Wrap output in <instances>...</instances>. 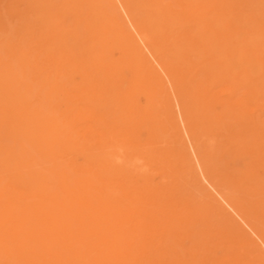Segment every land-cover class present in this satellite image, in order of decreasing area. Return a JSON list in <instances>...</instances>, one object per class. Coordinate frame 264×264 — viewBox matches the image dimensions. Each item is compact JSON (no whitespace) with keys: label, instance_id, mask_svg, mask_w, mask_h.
Returning a JSON list of instances; mask_svg holds the SVG:
<instances>
[{"label":"rangeland","instance_id":"1","mask_svg":"<svg viewBox=\"0 0 264 264\" xmlns=\"http://www.w3.org/2000/svg\"><path fill=\"white\" fill-rule=\"evenodd\" d=\"M108 1L0 0V264H264V0ZM112 60L139 97L94 92Z\"/></svg>","mask_w":264,"mask_h":264},{"label":"bare ground","instance_id":"2","mask_svg":"<svg viewBox=\"0 0 264 264\" xmlns=\"http://www.w3.org/2000/svg\"><path fill=\"white\" fill-rule=\"evenodd\" d=\"M84 1H85V0H84ZM107 1H108V0H107ZM109 1H111V0H109ZM109 1H108V2H109ZM117 1H118V0H117ZM122 1H123V0H122ZM124 1H125V0H124ZM128 1H131V0H128ZM138 1H139V0H138ZM143 1H144V0H143ZM182 1H183V0H182ZM201 1H202V0H201ZM211 1H212V0H211ZM213 1H214V0H213ZM213 1H212V2H213ZM221 1H222V0H221ZM221 1H220V2H221ZM63 2H64V4H65V1H63ZM63 2H62V3H63ZM68 2H70V1H68ZM82 2H83V1H82ZM82 2H81V3H82ZM103 2H104V1H103ZM125 2H126V1H125ZM135 2H136V1H135ZM152 2H153V1H152ZM177 2H178V1H177ZM184 2H185V1H184ZM184 2H182V3H184ZM212 2H211V3H212ZM218 2H219V0H218ZM105 3H107V2H105ZM110 3H111V2H110ZM113 3H114V2H113ZM119 3H120V2H119ZM123 3H124V2H123ZM137 3H138V2H137ZM140 3H141V2H140ZM173 3H174V2H173ZM179 3H180V2H179ZM191 3H192V2H191ZM191 3H190V6H191ZM211 3H210V4H211ZM222 3H223V2H222ZM53 4H54V2H53ZM67 4H69V3H67ZM72 4H73V3H72ZM83 4H84V3H83ZM98 4H99V3H98ZM134 4H136V3H134ZM150 4H151V3H150ZM160 4L162 5L161 2H160ZM174 4H175V3H174ZM200 4H201V3H200ZM202 4H203V3H202ZM202 4H201V5H202ZM215 4H216V3H215ZM48 5H49V4H48ZM55 5H56V4H55ZM110 5H111V4H110ZM127 5H129V4L127 3ZM139 5H140V4H139ZM139 5L136 4V7H138ZM176 5H177V4H176ZM184 5H185V4H184ZM186 5H187V4H186ZM188 5H189V4H188ZM188 5H187V6H188ZM198 5H199V4H198ZM204 5H205V4H204ZM211 5H212V4H211ZM211 5H210V6H211ZM216 5H218V4H216ZM42 6H43V5H42ZM46 6H47V5H46ZM50 6H51V5H50ZM52 6H53V5H52ZM57 6H58V5H57ZM66 6H67V5H66ZM82 6H83V5H82ZM96 6H97V4H96ZM96 6H94V7H96ZM98 6H99V5H98ZM114 6H115V4H114ZM119 6H121V5H119ZM124 6H125V5H124ZM132 6H133V4H132ZM148 6H150V5H148ZM152 6H153V5H152ZM158 6H159V5H158ZM158 6H157V7H158ZM181 6H182V5H181ZM196 6H197V5H196ZM202 6H203V5H202ZM202 6H201V7H202ZM212 6H213V5H212ZM218 6H219V5H218ZM43 7H45V6H43ZM54 7H55V6H54ZM64 7H65V6H64ZM92 7H93V6H92ZM105 7H106V8L108 7V3H107V6L105 5ZM105 7H103V8L105 9ZM150 7H151V6H150ZM162 7H163V6H162ZM168 7H170V5H169ZM179 7H180V5H179ZM188 7H189V6H188ZM191 7H192V6H191ZM194 7H195V6H194ZM197 7H198V6H197ZM214 7H215V6H214ZM214 7H213V8H214ZM47 8H48V7H47ZM47 8H46V9H47ZM67 8H68V6H67ZM100 8H102V7L100 6ZM103 8H102V9H103ZM112 8H113V6H112ZM112 8H108V9H110V10L112 11ZM120 8H121V7H120ZM126 8H127V7H125V9H126ZM129 8L132 9L131 7H129ZM129 8H127V10H128ZM151 8H152V7H151ZM163 8H164V7H163ZM174 8H175V7H174ZM208 8H209V7H208ZM216 8H217V7H216ZM216 8H215V9H216ZM233 8H234V7H233ZM48 9H49V8H48ZM52 9H53V8H52ZM63 9H64V8H63ZM70 9H71V8H70ZM84 9L86 10L87 8L85 7ZM90 9H92V8H90ZM95 9H96V8H95ZM165 9H166V8H165ZM170 9H171V8H170ZM178 9H179V8H178ZM183 9H184V8H183ZM215 9H214L213 11H215ZM42 10H43V8H42ZM49 10H51V8H50ZM65 10H66V9H64V11H65ZM68 10H69V8H68ZM114 10H116V9H114ZM123 10H124V9H123ZM133 10H134V8H133ZM141 10H142V9H140L139 11H141ZM153 10H154V9H153ZM173 10H174V9H173ZM184 10H186V9H184ZM189 10H191L190 7H189ZM192 10H193V9H192ZM46 11H47V10H46ZM52 11H53V10H52ZM81 11L84 12V10H82V8H81ZM111 11H110V12H111ZM147 11H148V10H147ZM163 11H164V10H163ZM166 11H167V10H165V12H166ZM203 11H204V10H203ZM203 11H202V12H203ZM41 12H42V11H41ZM44 12H45V11H44ZM49 12H50V11H49ZM114 12H115V11H114ZM142 12H143V11H142ZM144 12H145V11H144ZM161 12H162V11H161ZM161 12H160V13H161ZM186 12H187V10H186ZM89 13H90V12H89ZM128 13H129V12H128ZM133 13H134V12H133ZM133 13H131V15H132ZM146 13H147V12H146ZM151 13H152V12H151ZM151 13H150V14H151ZM166 13H167V12H166ZM170 13H171V12H170ZM174 13H175V12H174ZM176 13H177V11H176ZM183 13H184V12H183ZM189 13H190V12H189ZM205 13H206V12H205ZM205 13H203L202 16H203ZM214 13H216V12H214ZM83 14H84V13H83ZM95 14H96V13H95ZM108 14H109V13H108ZM140 14H142V13H140ZM150 14H149V15H150ZM161 14H162V13H161ZM212 14H213V13H212ZM71 15H72V14H71ZM80 15H81V14H80ZM91 15H92V14H91ZM138 15H139V14H138ZM146 15H147V14H146ZM188 15H191V14H188ZM188 15H186V16H188ZM192 15H193V14H192ZM200 15H201V14H200ZM208 15H210V14H208ZM133 16H134V14H133ZM135 16H136V15H135ZM144 16H145V15H144ZM144 16H143V17H144ZM162 16H163V15H162ZM177 16H178V15H177ZM179 16H180V15H179ZM211 16H212V15H211ZM211 16H210V17H211ZM213 16H214V15H213ZM56 17H57V16H56ZM85 17H87V16H85ZM97 17H99V16H97ZM110 17H111V15H110ZM136 17H137V16H136ZM149 17H150V16H149ZM163 17H164V16H163ZM189 17H191V16H189ZM194 17H195V16H194ZM194 17H193V18H194ZM205 17H206V15H205ZM205 17L203 16V18H205ZM87 18H89V16H88ZM118 18H119V17H118ZM133 18H134V17H133ZM145 18H147V17H145ZM169 18H170V17H169ZM169 18H168V19H169ZM171 18H172V17H171ZM177 18H178V17H177ZM177 18H176V19H177ZM180 18H181V17H180ZM187 18H188V17H187ZM195 18H196V17H195ZM198 18H199V17H198ZM198 18H197V19H198ZM77 19H78V18H77ZM81 19H82V18H81ZM130 19H131V18H130ZM135 19H136V18H135ZM143 19H144V18H143ZM182 19H183V18H182ZM188 19H189V18H188ZM215 19H216V18H215ZM82 20H83V19H82ZM85 20H86V19H85ZM127 20H128V19H127ZM138 20H139V19H138ZM147 20H148V19H147ZM147 20H146V21H147ZM173 20H174V19H173ZM173 20H172V21H173ZM177 20H179V19H177ZM180 20H181V19H180ZM180 20H179V21H180ZM204 20H205V19H204ZM79 21H80V20H79ZM92 21H93V20H92ZM113 21H114V20H113ZM115 21H116V20H115ZM139 21H141V20H139ZM170 21H171V20H170ZM188 21H189V20H188ZM191 21H192V20H191ZM89 22H90V21H89ZM156 22H157V21H156ZM174 22H175V21H174ZM183 22H184V20H183ZM185 22H186V21H185ZM197 22H198V21H197ZM207 22H208V21H207ZM214 22H216V21H214ZM217 22H219V21H217ZM83 23H84V21H83ZM85 23H86V22H85ZM98 23H99V22H98ZM135 23L137 24V21H136ZM144 23H145V22H144ZM147 23H148V21H147ZM170 23H172V22H170ZM188 23H189V22H188ZM191 23H193V22H191ZM202 23H203V22H202ZM61 24H62V23H60V25H61ZM63 24H64V23H63ZM81 24H82V23H81ZM118 24H119V23H118ZM120 24H122V23H120ZM129 24H130L129 26H131L132 29L135 30V28H134V26H135L134 23L132 24V22L129 21ZM138 24H140V23L138 22ZM145 24H146V23H145ZM145 24H143V25H145ZM150 24H151V23H150ZM174 24H175V23H174ZM185 24H186V23H185ZM197 24H198V23H197ZM87 25H88V24H87ZM93 25H94V23H93ZM96 25H97V24H96ZM115 25H116V24H115ZM133 25H134V26H133ZM146 25H148V24H146ZM146 25H145V26H146ZM175 25H176V24H175ZM183 25H184V23H183ZM187 25H188V24H187ZM198 25H199V24H198ZM200 25H201V23H200ZM208 25H209V24H208ZM212 25H213V24H212ZM61 26L63 27V25H61ZM61 26H60V27H61ZM99 26H100V25H99ZM117 26H118V25H117ZM137 26H138V25H137ZM137 26H136V27H137ZM151 26H152V24H151ZM162 26H163V25H162ZM181 26H182V25H181ZM195 26H196V25H195ZM205 26H206V25H205ZM82 27H83V26H82ZM85 27H86V26H85ZM94 27H95V26H94ZM111 27H112V25L110 26V29H111ZM123 27H124V26H123ZM131 27H130V28H131ZM139 27H140V25H139ZM139 27H138V28H139ZM149 27H150V26H149ZM163 27H165V25H164ZM169 27H170V26H169ZM169 27H168V28H169ZM183 27H184V26H183ZM196 27H198V26H196ZM92 28H93V27H91V29H92ZM100 28H101V27H100ZM107 28H108V27H107ZM113 28H114V27H113ZM141 28H142V27H141ZM170 28H171V27H170ZM173 28H174V27H173ZM194 28H195V27H194ZM199 28H201V26L198 27V29H199ZM205 28H206V27H205ZM50 29H52V28H50ZM83 29H84V28H83ZM98 29H99V28H98ZM98 29H97V31H98ZM108 29H109V28H108ZM119 29H120V28H119ZM121 29H123V28H121ZM142 29H143V28H142ZM147 29H148V28H147ZM178 29H182V28L179 27ZM190 29H191V26H190ZM198 29H197V31H198ZM201 29H202V28H201ZM210 29H211V28H210ZM58 30H59V29H58ZM89 30H90V29H89ZM95 30H96V29H95ZM95 30H94V31H95ZM106 30H107V29L105 28V31H106ZM125 30H126V29H125ZM134 30H133V31H134ZM148 30H150V29H148ZM175 30H177V29H175ZM185 30H186V29H185ZM199 30H200V29H199ZM205 30H206V29H205ZM64 31H65V30H64ZM91 31H92V30H91ZM94 31H93V32H94ZM100 31H101V29H100ZM105 31H104V32H105ZM137 31H138V30H137ZM165 31H166V30H165ZM171 31H172V30H171ZM171 31H170V32H171ZM183 31H184V30H183ZM200 31H201V30H200ZM60 32H61V31H60ZM73 32H74V31H73ZM106 32H107V31H106ZM109 32H110V31H109ZM122 32H123V31H122ZM135 32H136V31H135ZM144 32H145V31H144ZM148 32H149V31H148ZM185 32H186V31H185ZM187 32H188V31H187ZM187 32H186V33H187ZM204 32H205V31H204ZM99 33H100V32H99ZM99 33L97 32L96 34H99ZM110 33H111V32H110ZM125 33H126V32H125ZM136 33H137V32H136ZM138 33H140V32H138ZM145 33H146V32H145ZM163 33H164V32H163ZM179 33L182 34L183 32H179ZM186 33H184V34H186ZM198 33H200V32H198ZM216 33H217V32H216ZM62 34H63V33H61V35H62ZM74 34H76V32H74ZM86 34H87V33H86ZM104 34H105V33H104ZM104 34H102V35L104 36ZM115 34H116V33H115ZM115 34H114V35H115ZM118 34H119V33H118ZM118 34H116V35H118ZM121 34H122V33H121ZM130 34H132V33L130 32ZM140 34H141V33H140ZM150 34H151V33L149 32V35H150ZM164 34H165V33H164ZM170 34H172V33H170ZM173 34H174V33H173ZM177 34H178V32H177ZM177 34H176V35H177ZM181 34H180V35H181ZM184 34H183V35H184ZM200 34H201V33H200ZM211 34H212V33H211ZM89 35H92V34H89ZM116 35H115V36H116ZM119 35H120V34H119ZM119 35H118V36H119ZM128 35H129V34H128ZM137 35H138V34H137ZM141 35H142V34H141ZM187 35H188V33H187ZM197 35H198V34H197ZM219 35H220V34H219ZM219 35H218V36H219ZM55 36H56V35H55ZM64 36H65V35H64ZM67 36H68V35H66V38H67ZM72 36H73V35H72ZM72 36H71V37H72ZM80 36H82V35H80ZM115 36H114L113 38H115ZM121 36H122V35H121ZM145 36H148V35L145 34ZM153 36H154V35H153ZM161 36H162V35H161ZM199 36H200V35H199ZM209 36L211 37V35H209ZM62 37H63V36H62ZM62 37H61V38H62ZM71 37H70V38H71ZM76 37H78V35H77ZM76 37H75V38H76ZM90 37H91V36H90ZM104 37H105V36H104ZM108 37H109V36H108ZM122 37H123V36H122ZM127 37H128V36H127ZM130 37H131V36H130ZM130 37H128V39H129ZM134 37H136V36H134ZM149 37H150V36H149ZM151 37H152V36H151ZM171 37H172V35H171ZM174 37H175V36H174ZM176 37H177V36H176ZM186 37H187V36H186ZM188 37H189V36H188ZM223 37H224V36H223ZM227 37H228V36H227ZM54 38H55V37H54ZM68 38H69V37H68ZM70 38H69V39H70ZM84 38L86 39V37H84ZM96 38H99V36L96 37ZM124 38H125V37H124ZM154 38H155V37H154ZM156 38H157V37H156ZM182 38H183V37H182ZM184 38H185V37H184ZM189 38H190V37H189ZM193 38H194V37H193ZM196 38H197V37H196ZM196 38H195V39H196ZM198 38H199V37H198ZM69 39H68V41H69ZM80 39H81V38H80ZM90 39H91V38H90ZM105 39H106V38H105ZM110 39H111V38H110ZM125 39H127V38H125ZM137 39H138V38H137ZM142 39H143V38H142ZM148 39H149V38H148ZM150 39H152V38H150ZM164 39H165V38H164ZM179 39H180V37H179ZM76 40H77V39H76ZM76 40H75V41H76ZM81 40H82V39H81ZM87 40H88V38H87ZM95 40H96V39H95ZM115 40H116V39H115ZM122 40H123V39H122ZM129 40H130V39H129ZM219 40H220V39H219ZM238 40H239V39H238ZM60 41H61V40H60ZM63 41H64V40H63ZM65 41H67V40H65ZM84 41H85V40H84ZM98 41H99V40H98ZM98 41H97V42H98ZM104 41H105V40H104ZM111 41H112V40H111ZM127 41H128V40H127ZM127 41H126V42H127ZM146 41H147V40H146ZM146 41H145V42H146ZM184 41H185V40H184ZM199 41H200V40H199ZM199 41H197V42H199ZM220 41H221V40H220ZM223 41H224V38H223ZM61 42H62V41H61ZM93 42H94V41H93ZM101 42H102V41H100V43H101ZM107 42H108V41H107ZM107 42H106V43H107ZM118 42H119V41H118ZM126 42H125V43H126ZM149 42H150V41H149ZM151 42H152V41H151ZM153 42H155V41L153 40ZM162 42H164V40H162ZM166 42H167V40H166ZM177 42H178V41H177ZM193 42H194V41H193ZM231 42H232V41H231ZM79 43H81V42L79 41ZM104 43H105V42H104ZM108 43H109V42H108ZM110 43H111V42H110ZM110 43H109V44H110ZM120 43H122V41H121ZM142 43H143V40H142ZM156 43H157V42H156ZM168 43H169V42H168ZM173 43H174V42H173ZM173 43H172V44H173ZM179 43H180V42H179ZM182 43H183V42H182ZM185 43H186V42H185ZM203 43H204V42H203ZM223 43H224V42H223ZM236 43H237V42H236ZM245 43H246V42H245ZM63 44H64V43H63ZM68 44H69V43H68ZM87 44L89 45V43H87ZM127 44H128V42H127ZM127 44H126V46H125V45H124V46L127 47V46L132 45V44L127 45ZM152 44H153V43H152ZM195 44H196V43H195ZM209 44H211V43H209ZM219 44H220V42H219ZM221 44H222V41H221ZM232 44H235V43H232ZM60 45H61V44H60ZM66 45H67V44H66ZM81 45H82V44H81ZM97 45H98V44H97ZM102 45H103V43H102ZM143 45H144V44H143ZM148 45H149V44H148ZM175 45H176V44H175ZM177 45H180V44H177ZM239 45L241 46V43H240ZM89 46H90V45H89ZM92 46H93V45H92ZM120 46H121V45H120ZM140 46H141V45H140ZM171 46H172V45H170L169 47H171ZM181 46H182V45H181ZM185 46H186V45H185ZM185 46H184V44H183V47H185ZM188 46H189V45H188ZM195 46H196V45H195ZM199 46H200V45H199ZM213 46H214V45H213ZM213 46H211V47H213ZM221 46H222V45H221ZM248 46H249V45H248ZM248 46H247V47H248ZM67 47H68V46H67ZM98 47H99V45H98ZM100 47H101V46H100ZM107 47H109V46H107ZM107 47H105V48H107ZM125 47H124V48H125ZM134 47H139V46L136 45V46H134ZM144 47H145V46H144ZM163 47H164V46H163ZM172 47H173V46H172ZM192 47H194V46H192ZM209 47H210V46H209ZM211 47H210V48H211ZM225 47H226V46H225ZM228 47H229V46H228ZM228 47H226V48H228ZM237 47H238V46H237ZM237 47H236V48H237ZM244 47H245V46H244ZM54 48H55V47H54ZM86 48H87V47H86ZM105 48H103V49H105ZM129 48H130V47H128V49H129ZM159 48L161 49V47H159ZM173 48H175V47H173ZM173 48H172V49H173ZM179 48H180V47H179ZM179 48H177V49H179ZM187 48H188V47H187ZM249 48H250V46H249ZM56 49H57V48H56ZM90 49H91V48H90ZM100 49H101V48H100ZM111 49H112V48H111ZM126 49H127V48H126ZM138 49H139V48H138ZM141 49H143V48H141ZM145 49L148 50L147 47H145ZM149 49H150V48H149ZM162 49H165V48H162ZM195 49H196V47H195ZM212 49H213V48H212ZM216 49H218V48H216ZM231 49H232V48H231ZM233 49H234V48H233ZM238 49H239V47H238ZM244 49H245V48H244ZM108 50H109V49H108ZM117 50H118V49H117ZM181 50H184V49H181ZM207 50H208V49H207ZM224 50H225V49H224ZM236 50H237V49H236ZM47 51H48V50H47ZM98 51H99V49H98ZM100 51H102V50H100ZM115 51H116V50H115ZM122 51H123V50H122ZM143 51H144V49H143ZM170 51H172V50H170ZM177 51H178V50H177ZM184 51H185V50H184ZM193 51H194V50H193ZM204 51H205V50H204ZM222 51H223V50H222ZM222 51H221V52H222ZM231 51H232V50H231ZM54 52H56V51L54 50ZM113 52H114V51H113ZM132 52H134V51H132ZM136 52H138V51H136ZM136 52H134V53H136ZM139 52H140V51H139ZM147 52H148V51H147ZM150 52H151V49H150ZM166 52H167V51H166ZM166 52H165V53H166ZM174 52H175V51H174ZM174 52H173V53H174ZM186 52H187V51H186ZM194 52H196V51H194ZM217 52H218V50H217ZM247 52H249V51H247ZM20 53H21V52H20ZM109 53H110V52H109ZM122 53H123V52H122ZM144 53H145V52H144ZM159 53H160V52H159ZM175 53H176V52H175ZM190 53H191V52H190ZM223 53H224V52H223ZM228 53H229V52H228ZM49 54H50V53H49ZM89 54H90V53H89ZM112 54H113V53H112ZM117 54H118V53H117ZM138 54H139V53H138ZM163 54H164V53H163ZM177 54H178V53H177ZM183 54H184V53H183ZM210 54H211V53H210ZM218 54H219V53H218ZM220 54H221V53H220ZM220 54H219V55H220ZM257 54H258V53H257ZM99 55H100V54H99ZM119 55H120V54H119ZM187 55H188V54H187ZM194 55H196V54H194ZM202 55H203V53H202ZM208 55H209V54H207V56H208ZM215 55H216V53H215ZM225 55H226V54H225ZM250 55H252V54L250 53ZM23 56H24V55H23ZM103 56H104V55H103ZM107 56H109V55H107ZM113 56H114V55H113ZM122 56H123V55H122ZM130 56H131V54H130ZM134 56L136 57V55H134ZM143 56H144V55H143ZM150 56H151V55H150ZM164 56H165V55H164ZM164 56H162V57H164ZM174 56H175V55H174ZM179 56H180V55H179ZM182 56H185V55H182ZM197 56H198V55H197ZM204 56H205V55H204ZM228 56H230V55H228ZM239 56H240V55H239ZM242 56H243V55H242ZM94 57H95V56H94ZM110 57H112V56H110ZM125 57H126V56H125ZM127 57H128V56H127ZM156 57H157V56H156ZM180 57H181V56H180ZM213 57H214V56H213ZM220 57H221V56H220ZM226 57H227V56H226ZM247 57H248V56H247ZM252 57H253V56H252ZM257 57H258V56H257ZM257 57H256V58H257ZM115 58H116V57H115ZM118 58H119V57H118ZM130 58H131V57H130ZM136 58H137V57H136ZM144 58H145V57H144ZM152 58H153V57H152ZM157 58H159V56H158ZM167 58H169V57H167ZM170 58H171V55H170ZM174 58H176V57H174ZM208 58H209V57H208ZM245 58H246V57H245ZM248 58H249V57H248ZM23 59H24V58H23ZM119 59H120V58H119ZM128 59H129V58H128ZM159 59H161V58H159ZM162 59H163V58H162ZM165 59H166V58H165ZM183 59H184V58H183ZM191 59H192V58H191ZM203 59H204V58H203ZM211 59H212V58H211ZM25 60H26V59H25ZM97 60H98V59H97ZM131 60H132V58H131ZM179 60H180V59H179ZM181 60H182V59H181ZM192 60H193V59H192ZM192 60H190V61H192ZM205 60H206V59H205ZM224 60H225V59H224ZM224 60H223V61H224ZM256 60H257V59H256ZM256 60H253L252 62H255ZM259 60H260V59H259ZM116 61H117V60H112V61L106 66L107 69H106V73H105V76H104L105 79H106V84H107L106 87H104V86L101 87V85H100L101 88H100L99 90L94 91V92H96V94H99V95H102V94H104V95L109 94V95H110V93H111L110 96L113 95V96H116L117 98L119 97V98H121L124 102L134 100L135 97H136L137 95H138V97H139V94H140L139 91H138V89L140 88L139 86H141V85L139 84L140 80H139V82H138V80L133 76L134 79L130 80V81L127 83L126 87H124L125 80H124V78L122 77V75L118 74L117 71H116V70H117V68H116V66H117V65H116L117 62H116ZM140 61H141V60H140ZM145 61H146V60H145ZM156 61H157V60H155V63H154V64H158ZM167 61H168V59H167ZM173 61H174V60H173ZM190 61H189V62H190ZM245 61H246V60H245ZM141 62H142V61H141ZM141 62H139V63L141 64ZM150 62H151V61H150ZM163 62H164V61H163ZM183 62H184V61H183ZM257 62H258V61H257ZM94 63H95V62H94ZM101 63H102V62H101ZM121 63H122V62H121ZM135 63H136V62H135ZM139 63H138V64H139ZM145 63H146V62H145ZM174 63H175V62H174ZM191 63H193V62H191ZM191 63H190V64H191ZM198 63H199V62H198ZM198 63H197V64H198ZM225 63H226V62H225ZM248 63H249V62H247V64H248ZM262 63H264V61H262ZM98 64H99V63H98ZM160 64H161V63H160ZM169 64H170V63H169ZM171 64H172V63H171ZM183 64H184V63H183ZM183 64H182V65H183ZM194 64H195V63H194ZM194 64H193V65H194ZM203 64H204V63H203ZM216 64H217V63H216ZM222 64L225 65L224 63H222ZM222 64H220V65H222ZM251 64L253 65V63H251ZM35 65H36V64H35ZM135 65H136V64H135ZM145 65H146V64H145ZM151 65H152V64H151ZM158 65H159V64H158ZM164 65H165V64H164ZM164 65H163V66H164ZM178 65H179V64H178ZM204 65H205V64H204ZM220 65L218 64V66H220ZM138 66H139V65H138ZM148 66H149V65H148ZM163 66H162V67H163ZM185 66H186V65H185ZM199 66H200V65H199ZM206 66H208V65H206ZM98 67H99V66H98ZM149 67H150V66H149ZM152 67H153V66H152ZM157 67H158V66H157ZM165 67H168V66H165ZM165 67H164V68H165ZM182 67H183V66H182ZM188 67H189V66H188ZM191 67H192V65H191ZM210 67H211V66H210ZM215 67H216V66H215ZM137 68H139V67H137ZM142 68H143V67H142ZM195 68H196V67H195ZM200 68H201V66H200ZM211 68H212V67H211ZM240 68H241V66H240ZM240 68H239V69H240ZM247 68H248V67H247ZM253 68H255V66H253ZM130 69H131V68H130ZM189 69H190V68H189ZM224 69H225V68H224ZM230 69H231V68H230ZM245 69H246V68H245ZM249 69H250V68H249ZM260 69H261V68H260ZM128 70H129V69H128ZM143 70H144V69H143ZM155 70H157V69L155 68ZM155 70H154V71H155ZM183 70H184V69H183ZM183 70H181V71H183ZM205 70H208V68L205 69ZM217 70H218V69H217ZM225 70H226V69H225ZM253 70H255V69H253ZM253 70H252V71H253ZM123 71H124V70H123ZM132 71H133V70H132ZM141 71H142V70H141ZM148 71H149V70H148ZM159 71H160V69H159ZM163 71H164V70H163ZM172 71H173V70H172ZM210 71H212V70H208V72H210ZM233 71H234V70H233ZM244 71H245V70H244ZM244 71H243V72H244ZM257 71H259L258 68H257ZM138 72H139V71H138ZM155 72H156V71H155ZM179 72H180V71H179ZM190 72H191V70H190ZM243 72H242V73H243ZM250 72H251V71H250ZM259 72H260V71H259ZM133 73H134V72H133ZM142 73H143V72H142ZM150 73H151V72H150ZM173 73H174V72H173ZM245 73H246V72H245ZM251 73H253V72H251ZM134 74H135V73H134ZM136 74H137V73H136ZM144 74H145V73H144ZM146 74H147V73H146ZM152 74H153V73H152ZM166 74H167V73H166ZM166 74H164V75H166ZM169 74H170V73H169ZM171 74H172V73H171ZM205 74H206V73H205ZM211 74H214V73L212 72ZM221 74H222V73H221ZM223 74H224V73H223ZM225 74H226V73H225ZM233 74H234V72H233ZM258 74H259V73H258ZM1 75L3 76V74H1ZM123 75H124V74H123ZM129 75H130V74H129ZM173 75H174V74H173ZM246 75H247V74H246ZM250 75H251V74H250ZM262 75H264V74H262ZM2 76H1V77H2ZM170 76H171V75H170ZM207 76H209V75H207ZM216 76H217V75H216ZM222 76H223V75H222ZM227 76H229V75H227ZM230 76H232V75H230ZM243 76H244V75H243ZM252 76H253V75H252ZM156 77H157V76H156ZM161 77H162V76H161ZM168 77H169V76H168ZM225 77H226V75H225ZM250 77H251V76H250ZM260 77H261V76H260ZM142 78H143V77H142ZM170 78H172V77H170ZM205 78H206V77H205ZM210 78H211V77H209L208 79L210 80ZM213 78H214V77H213ZM215 78H216V77H215ZM215 78H214V79H215ZM221 78L224 79V77H221ZM229 78H230V77H229ZM247 78H249V77H247ZM257 78H259V76H258ZM178 79H179V78H178ZM208 79H207V80H208ZM4 80H5V79H4ZM162 80H163V78H162ZM173 80H174V79H173ZM217 80H218V79H217ZM258 80H259V79H258ZM0 81H1V79H0ZM163 81H164V80H163ZM181 81H182V80H181ZM181 81H180V82H181ZM215 81H216V80H215ZM225 81H227V80L225 79ZM101 82H102V81H101ZM103 82H104V81H103ZM148 82H149V81H148ZM148 82H147V83H148ZM167 82H168V81H167ZM207 82H208V81H207ZM210 82H211V81H210ZM210 82H208V84H209ZM2 83H3V82H2ZM159 83H160V82H159ZM175 83H176V82H175ZM214 83H215V82H214ZM223 83H224V82H223ZM255 83H256V82H255ZM6 84H7V83H6ZM6 84L4 85V87L6 86ZM141 84H142V83H141ZM151 84H152V83H151ZM164 84H165V83H164ZM176 84H177V83H176ZM176 84H175V85H176ZM256 84H257V83H256ZM0 85H1V84H0ZM175 85H174V86H175ZM158 86H159V85H158ZM162 86H163V85H162ZM162 86H161V88H162ZM183 86H184V84H183ZM249 86H251V85H249ZM85 87H86V86H85ZM87 87H88V86H87ZM148 87H149V86H148ZM156 87H157V86H156ZM179 87H180V86H179ZM1 88H2V86H1ZM7 88H8V87H7ZM151 88H152V87H151ZM153 88H154V87H153ZM164 88H165V87H164ZM166 88H167V87H166ZM180 88H181V87H180ZM186 88H187V87H186ZM186 88H185V89H186ZM207 88H208V86H207ZM246 88H247V87H246ZM4 89H5V88H4ZM91 89H92V88H91ZM209 89H210V88H209ZM248 89H249V87H248ZM0 90H1V89H0ZM5 90H6V89H5ZM5 90H4V91H5ZM81 90H82V89H81ZM156 90H157V89H156ZM181 90H182V89H181ZM187 90H188V89H187ZM207 90H208V89H207ZM245 90H246V89H245ZM252 90H253V89H252ZM165 91H167V90H165ZM208 91H209V90H208ZM250 91H251V90H250ZM6 92L8 93V91H6ZM91 92H92L91 90H90V91H86L85 94H90V95H91ZM141 92H142V91H141ZM150 92H151V91H150ZM186 92H187V91H186ZM229 92H230V91H229ZM246 92H248V91H246ZM2 93H3V91H2ZM4 93H5V92H4ZM83 93H84V92H83ZM138 93H139V94H138ZM142 93H144V92H142ZM168 93H169V92H168ZM180 93H182V92H180ZM5 94H6V93H5ZM9 94H10V93H9ZM192 94H193V93H192ZM230 94H231V92H230L228 95H230ZM242 94L245 95V91H244V93H242ZM242 94H241V96H242ZM248 94H249V93H248ZM251 94H252V93H251ZM0 95H1V94H0ZM92 95H93V94H92ZM156 95H158V94H156ZM179 95H180V94H179ZM190 95H191V94H190ZM237 95H238V94H237ZM239 95H240V94H239ZM80 96H81V95H80ZM144 96H146V95H144ZM151 96H152V95H151ZM159 96H160V95H159ZM165 96H166V95H165ZM165 96H164V97H165ZM193 96H194V95H193ZM247 96H248V95H247ZM2 97H3V96H2ZM85 97H88V96H85ZM89 97H90V96H89ZM100 97H101V96H100ZM102 97H103V96H102ZM106 97H107V96H106ZM226 97H227V99L229 100L228 96H226ZM231 97H232V96H231ZM249 97H250V95H249ZM249 97H248V98H249ZM9 98H10V97H9ZM96 98H97V97H96ZM96 98H95V99H96ZM108 98H109V97H108ZM119 98H118V100H120ZM160 98H161V97H160ZM170 98H171V97H170ZM182 98H183V97H182ZM195 98H196V97H195ZM217 98H218V97H217ZM246 98H247V97H246ZM104 99H105V98H104ZM175 99H176V98H175ZM185 99H186V97H185ZM198 99H199V98H198ZM198 99H197V100H198ZM218 99H219V98H218ZM232 99H235V98L233 97ZM0 100H1V99H0ZM84 100H86V99H84ZM90 100H91V99H90ZM92 100H93V99H92ZM101 100H102V99H101ZM101 100H99V101H101ZM113 100H115V99H113ZM116 100H117V99H116ZM138 100H139V99H138ZM149 100H150V99H149ZM149 100H148V101H149ZM155 100H156V99H155ZM155 100H154V101H155ZM160 100H161V99H160ZM192 100H193V99H192ZM197 100H196V101H197ZM199 100H200V99H199ZM235 100H236V99H235ZM246 100L248 101V99H246ZM4 101H5V100H4ZM9 101H10V100H9ZM86 101H87V100H86ZM97 101H98V100H97ZM136 101H137V99H136ZM229 101H230V100H229ZM229 101H228V102H229ZM233 101H234V100H233ZM244 101H245V100H244ZM87 102H88V101H87ZM119 102H121V100H120ZM133 102L135 103V101H133ZM156 102H157V101H156ZM199 102H200V101H199ZM199 102H198V103H199ZM201 102H202V101H201ZM206 102H208V101H206ZM225 102H226V101H225ZM241 102H242V101H241ZM91 103H92V102H91ZM112 103H113V102H112ZM191 103H192V102H191ZM215 103H217V102H215ZM88 104H89V103H88ZM93 104H94V103H93ZM97 104H98V103H97ZM104 104H105V103H104ZM104 104H103V108H104ZM128 104H129V102H128ZM136 104H137V103H136ZM142 104H143V103H142ZM203 104H204V103H203ZM211 104H212V103H211ZM213 104H214V103H213ZM213 104H212V105H213ZM244 104H245V103H244ZM94 105H96V104H94ZM105 105H106V104H105ZM151 105H152V104H151ZM155 105H156V104H155ZM175 105H176V104H175ZM191 105H192V104H191ZM204 105H205V104H204ZM208 105H209V104H208ZM214 105H215V104H214ZM97 106H98V105H97ZM97 106H96V107H97ZM118 106H119V105H118ZM146 106H147V105H146ZM165 106H166V105H165ZM179 106H180V105H179ZM179 106L177 107V109H179ZM187 106H188V104H187ZM94 107H95V106H94ZM96 107H95L94 109H96ZM108 107H109V106H108ZM114 107H115V106H114ZM151 107H152V106H151ZM174 107H175V106H174ZM203 107H204V106H203ZM214 107H215V106H214ZM214 107H213V109H215ZM245 107H246V106H244L243 108L245 109ZM247 107H248V106H247ZM87 108H88V107H87ZM98 108H99V107H98ZM98 108H97V110H98ZM175 108H176V107H175ZM204 108H205V107H204ZM162 109H163V108H162ZM165 109H167V108H165ZM180 109H182V108H180ZM180 109H179V110H180ZM183 109H184V108H183ZM209 109H210V108H209ZM100 110H101V109H100ZM104 110H105V108H104ZM116 110H117V109H116ZM147 110H148V109H147ZM169 110H170V109H169ZM171 110H172V109H171ZM173 110H174V108H173ZM179 110H178V111H179ZM245 110H246V109H245ZM113 111H114V110H113ZM176 111H177V110H176ZM180 111H181V110H180ZM196 111H197V110H194V113H195ZM210 111H211V110H210ZM213 111H214V110H213ZM137 112H138V111H137ZM163 112H164V111H163ZM166 112H167V111H166ZM186 112H187V111H186ZM247 112H248V111H247ZM104 113H105V112H104ZM119 113H120V112H119ZM121 113H122V112H121ZM144 113H147V112H144ZM190 113H192V112L190 111ZM214 113H215V112H214ZM244 113H245V111H244ZM244 113H243V114H244ZM122 114H123V113H122ZM138 114H139V113H138ZM184 114H185V112H184ZM98 115H99V114H98ZM105 115H106V114H104V116H105ZM109 115H110V114H109ZM117 115H118V114H117ZM119 115H120V114H119ZM148 115H149V114H148ZM187 115H188V114H187ZM189 115H190V114H189ZM203 115H205V114L203 113ZM99 116H100V115H99ZM106 116H107V115H106ZM106 116H105V117H106ZM162 116H163V115H162ZM177 116H178V115H177ZM191 116H192V115H191ZM199 116H200V115H199ZM205 116H206V115H205ZM208 116H209V115H208ZM251 116H252V114H251ZM24 117H25V116H24ZM164 117H165V116H164ZM173 117H174V116H173ZM187 117H188V116H187ZM203 117H204V116H203ZM149 118H150V117H149ZM170 118H171V117H170ZM192 118L194 119V118H196V117L193 116ZM34 119H35V118H34ZM96 119H98V118L96 117ZM101 119H102V118H101ZM105 119H106V118H104L103 120H105ZM156 119L159 120L160 117H159V119H158V118H156ZM166 119H167V118H166ZM175 119H176V117H175ZM188 119H189V118H188ZM241 119H242V118H241ZM93 120H94V119H93ZM119 120H120V119H119ZM151 120H152V119H151ZM164 120H165V119H164ZM168 120H171V119H168ZM168 120H167V121H168ZM173 120H174V119L172 118V121H173ZM190 120H191V119H190ZM190 120H188V122H189ZM206 120H208V118H206ZM167 121H166V123H167ZM179 121H180V120H179ZM184 121H185V120H184ZM199 121H200V120H199ZM202 121L204 122V119H203ZM239 121H240V119H239ZM30 122H31V121H30ZM98 122H99V121H98ZM132 122H134V121H132ZM136 122H137V121H136ZM138 122H139V121H138ZM155 122H156V120H155ZM169 122H170V121H169ZM186 122H187V121H186ZM188 122H187V124H188ZM210 122H211V121H210ZM250 122H251V121H250ZM37 123H38V122H37ZM84 123H85V122H84ZM102 123H103V122L101 121V124H102ZM152 123H153V122H152ZM166 123H165V124H166ZM177 123H178V122H177ZM197 123H198V122H197ZM35 124H36V123H35ZM123 124H124V123H123ZM128 124H129V123H128ZM133 124H134V123H133ZM163 124H164V123H163ZM187 124H186V125H187ZM195 124H196V122H195ZM255 124H256V123H255ZM117 125H118V124H117ZM131 125H132V124H131ZM174 125H175V123H174ZM180 125H181V124H180ZM180 125H179V126H180ZM190 125H192V124H190ZM85 126H86V125H85ZM119 126H120V125H119ZM129 126H130V125H129ZM152 126H153V125H152ZM165 126H166V125H165ZM176 126H177V125H176ZM184 126H185V125H184ZM205 126H206V125H205ZM99 127H100V126H99ZM181 127H182V126H181ZM186 127H187V126H186ZM190 127H191V126H190ZM194 127H195V126H194ZM246 127H247V126H246ZM91 128H92V126H91ZM111 128H113V127H111ZM131 128H132V127H131ZM133 128H134V127H133ZM158 128H159V126H158ZM242 128H244V127L242 126ZM85 129H86V128H85ZM87 129H88V128H87ZM113 129H114V128H113ZM134 129L136 130V128H134ZM171 129H172V128H171ZM182 129H183V128H182ZM184 129H185V127H184ZM259 129H260V128H259ZM23 130H24V129H23ZM26 130H27V129H26ZM110 130H111V129H110ZM119 130H120V129H119ZM123 130H124V129H123ZM132 130H133V129H132ZM154 130H155V128H154ZM158 130H159V129H158ZM187 130H188V129H187ZM187 130H185L186 135H187V132H186ZM31 131H32V130H31ZM89 131H91V129H89ZM94 131H95V130H94ZM94 131H93V132H94ZM155 131H156V130H155ZM191 131H192V130H191ZM194 131H196V130L194 129ZM243 131H244V130H243ZM84 132H85V131H84ZM95 132H96V131H95ZM100 132H101V131H100ZM103 132H104V131H103ZM116 132H117V131H116ZM170 132H171V131H170ZM173 132H174V130H173ZM178 132H179V131H178ZM28 133H29V132H28ZM39 133H40V132H39ZM105 133H106V132H105ZM112 133H113V132H111V134H112ZM185 133H184V134H185ZM31 134H32V133H31ZM85 134H86V133H85ZM118 134H119V133H118ZM122 134H124V131H123ZM131 134H132V133H131ZM133 134H134V133H133ZM153 134H155V133H153ZM166 134H167V133H166ZM26 135H28V134H26ZM26 135H25V136H26ZM32 135H33V134H32ZM32 135H30V136H32ZM39 135H41V134H39ZM44 135H45V134H44ZM126 135H127V134H126ZM136 135H137V134H136ZM138 135H139V134H138ZM158 135H159V134H158ZM171 135H173V133H172ZM194 135H195V134H194ZM196 135H198V134H196ZM23 136H24V135H23ZM82 136H83V135H82ZM84 136H85V135H84ZM92 136H93V135H92ZM97 136H98V135H97ZM130 136H131V135H130ZM130 136L128 135V137H126V138L124 137V138H125L124 141H126L127 138H130ZM154 136H155V135H154ZM110 137H111V136H110ZM139 137H140V136H139ZM139 137H136V138L139 139ZM158 137H159V136H158ZM173 137H174V136H173ZM181 137H182V136H181ZM199 137H200V136H199ZM34 138H35V136H34ZM38 138H40V137L38 136ZM38 138H36V139H38ZM115 138H116V137H114V140H115ZM122 138H123V137H122ZM136 138H135V139H136ZM153 138H155V137H153ZM153 138H152V139H153ZM183 138H184V137H183ZM31 139H32V138H31ZM119 139H121V137H120ZM133 139H134V137H133ZM140 139H141V137H140ZM188 139H189V138H188ZM196 139H197V138H196ZM198 139H199V138H198ZM28 140H29V139H28ZM40 140H42V139H39L38 141H40ZM45 140H46V139H45ZM104 140H105V138H104ZM106 140H107V139H106ZM200 140H201V139H200ZM34 141H35V140H34ZM120 141H121V140H120ZM138 141H139V140H138ZM148 141H149V140H148ZM150 141H151V140H150ZM162 141H163V140H162ZM201 141H202V140H201ZM31 142H33V141H31ZM43 142H44V141H43ZM122 142H123V141H122ZM131 142H132V141H131ZM131 142H130V143H131ZM136 142H137V141H135L134 143H136ZM139 142H140V141H139ZM155 142H156V141H155ZM163 142H164V141H163ZM181 142H183V141H181ZM181 142H180V143H181ZM184 142H185V141H184ZM145 143H146V142H145ZM151 143H153V142H151ZM180 143H179V141H178V144H180ZM197 143H198V142H197ZM200 143H201V142H200ZM30 144H31V143H30ZM140 144H141V143H140ZM156 144H158V143H156ZM172 144H173V143H172ZM174 144H175V143H174ZM178 144H176V145H178ZM198 144H199V143H198ZM219 144H220V143H219ZM33 145H35V144H33ZM43 145H44V144H43ZM87 145H88V144H87ZM137 145H138V144H137ZM143 145H144V144H143ZM152 145H153V144H152ZM165 145H167V144H165ZM185 145H186V144H185ZM205 145H206V144H205ZM133 146H134V145H133ZM135 146H136V145H135ZM146 146H147V145H146ZM169 146H170V145H169ZM169 146H168V147H169ZM200 146H201V145H200ZM33 147H34V146H33ZM45 147H46V146H45ZM138 147H139V146H138ZM168 147H167V148L165 147L166 150L168 149ZM175 147H176V146H175ZM183 147L185 148V146H183ZM191 147H192V146H191ZM206 147H207V146H206ZM159 148H160V147H159ZM169 148H170V147H169ZM178 148H179V147H178ZM40 149H41V148H40ZM48 149H49V148H48ZM156 149H158V147H157ZM162 149H163V148H162ZM201 149H202V148H201ZM171 150H172V149H171ZM171 150H170V151H171ZM177 150H178V149H177ZM183 150H184V149H183ZM203 150H204V149H203ZM166 152H167V151H166ZM179 152H180V151H179ZM192 152H193L192 154L194 155V158H195V160H196L197 166H198L200 172H201L202 175H203V172H202V169H201V165H200V163H199V160H200V159H197V157H196V155H195V152H194V149H193V148H192ZM170 153H171V152H170ZM170 153L167 152L168 155H171ZM157 154H158V153H157ZM114 155H115V154H114ZM158 155H159V154H158ZM172 155H173V154H172ZM177 155L179 156V154H177ZM173 156H174V155H173ZM183 156H184V154H183ZM106 157H107V156H106ZM108 157H109V156H108ZM162 157H163V156H162ZM174 157H175V156H174ZM180 157H181V155H180ZM184 157H185V156H184ZM168 158H169V156H168ZM168 158H167V159H168ZM172 158H173V157H172ZM178 158H179V157H178ZM201 158H202V157H201ZM207 158H208V157H207ZM18 159H19V158H18ZM182 159H183V158H182ZM190 159H191V158H190ZM187 160H188V159H187ZM195 160H194V161H195ZM180 161H181V160H180ZM202 161H203V160H202ZM14 162H15V160H14ZM18 162H19V161H18ZM187 162H188V161H187ZM192 162H193V161H192ZM192 162H191V163H192ZM205 162H206V161H205ZM193 163H194V162H193ZM167 164H169V163H167ZM202 164H203V163H202ZM169 165H170V164H169ZM188 165H190V163H189ZM208 165H210V163H209ZM208 165H206V166H208ZM186 166H187V163H186ZM191 166H192V165H191ZM193 166H194V165H193ZM14 167H15V166H14ZM169 167H170V166H169ZM176 167H177V166H176ZM189 167H190V166H189ZM213 167H214V166H213ZM71 168H72V167H71ZM202 168H203V167H202ZM210 168H211V167H210ZM192 169H193V168H192ZM204 169H205V167H204ZM206 169H207V167H206ZM212 169H213V168H212ZM180 170H181V168H180ZM208 170H209V168H208ZM187 172H189V171H187ZM190 172H192V171L190 170ZM193 172H194V171H193ZM201 173H200V174H201ZM16 176H18V175H16V173H15V177H16ZM203 176H204V175H203ZM19 178H20V177H19ZM19 178H17V179H19ZM16 181H17V180H16ZM129 182H131V180H130ZM169 183H170V182H169ZM129 184H130V183H129ZM209 186H210L212 189L215 190V188H214L211 184H210ZM172 188H173V187H172ZM208 188H209V187H208ZM186 189H187V187H186ZM230 189H231V188H230ZM184 192H185V191H184ZM189 193H190V192H188V194H189ZM183 194H184V193H183ZM216 194L219 195V196L221 197V195H220L218 192H216ZM184 195H185V194H184ZM190 195H191V194H190ZM190 197H191V196H190ZM192 198H193V197H192ZM195 199H197V198H195ZM181 201H183V200H181ZM225 202H226V201H225ZM151 203H152V202H151ZM197 203H198V202H197ZM197 203H195V204H197ZM260 203H261V202H260ZM193 204H194V203H193ZM227 204H228V203H227ZM197 205H198V204H197ZM202 205H203V204H202ZM218 207H219V206H218ZM229 207H230V209L233 210V208H232L230 205H229ZM167 211H169V210H166V212H167ZM169 212H170V211H169ZM92 213H93V212H92ZM238 213H239V212H238ZM243 213H246V212H243ZM248 213H249V211H248ZM246 215H248V214H246ZM250 215H251V214H250ZM194 216H195V215H194ZM168 217H169V215L167 216V218H168ZM242 217H243V216H242ZM248 217H249V216H248ZM95 218H96V217H95ZM249 218L254 220V221H252V222H253V227H254V229L251 230L252 233L256 234V233L258 232L260 235L264 236V222L259 221L256 217H253L252 215H251ZM179 225H180V224H179ZM233 231H234V230H233ZM255 232H256V233H255ZM90 239H91V238H90ZM260 241H261V240H260ZM261 242H262V241H261ZM262 245H264V242H262ZM98 248H99V247H98ZM126 249H127V248H126ZM150 256H151V255H150Z\"/></svg>","mask_w":264,"mask_h":264}]
</instances>
